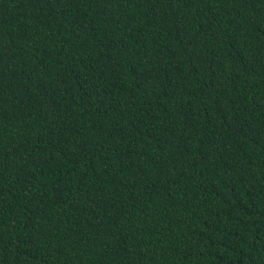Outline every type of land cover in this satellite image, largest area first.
<instances>
[{"label": "trees", "instance_id": "16d2710c", "mask_svg": "<svg viewBox=\"0 0 264 264\" xmlns=\"http://www.w3.org/2000/svg\"><path fill=\"white\" fill-rule=\"evenodd\" d=\"M0 264H264V0H0Z\"/></svg>", "mask_w": 264, "mask_h": 264}]
</instances>
